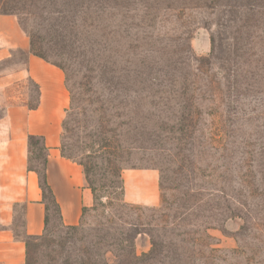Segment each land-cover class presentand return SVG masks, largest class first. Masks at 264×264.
I'll return each mask as SVG.
<instances>
[{
    "label": "rangeland",
    "instance_id": "1",
    "mask_svg": "<svg viewBox=\"0 0 264 264\" xmlns=\"http://www.w3.org/2000/svg\"><path fill=\"white\" fill-rule=\"evenodd\" d=\"M2 13L63 69L60 152L98 197L74 228L51 206L26 264H264V0H0ZM37 101L19 82L0 118ZM144 171L158 176L152 205L125 195L124 175ZM129 224L152 262L129 256Z\"/></svg>",
    "mask_w": 264,
    "mask_h": 264
},
{
    "label": "crops",
    "instance_id": "2",
    "mask_svg": "<svg viewBox=\"0 0 264 264\" xmlns=\"http://www.w3.org/2000/svg\"><path fill=\"white\" fill-rule=\"evenodd\" d=\"M14 53L22 54L24 60L19 66L0 70V95L29 80L37 87L38 101L35 109L19 103L7 105L0 118V264H26V239L41 236L46 227L39 179L27 168L29 135L42 138L49 151L46 180L59 206L61 224L77 226L83 210L91 209L94 203L83 168L60 152L70 102L64 73L31 54L30 40L15 16L0 15V63L10 60ZM124 185L129 202L155 203L158 176L153 171L126 174ZM133 189L138 192L133 194ZM16 207H21L20 236L12 230Z\"/></svg>",
    "mask_w": 264,
    "mask_h": 264
},
{
    "label": "trees",
    "instance_id": "3",
    "mask_svg": "<svg viewBox=\"0 0 264 264\" xmlns=\"http://www.w3.org/2000/svg\"><path fill=\"white\" fill-rule=\"evenodd\" d=\"M0 15H12V14L2 13ZM29 40H30V52H31V54L33 56H35L37 58H40L41 60L45 61L46 63H49V64H51V65L59 68L63 72V69L59 65H57L55 63L49 62L42 54H40L39 52H37L36 46L34 44V41H33V38L31 37V35L29 37ZM35 108H36V106L33 107V108H30V109H35ZM69 110H71V107L69 109H66L65 113L68 112ZM63 125H64V121H63ZM62 128L64 129V127H62ZM27 145H28L27 168H28V171H31V172L36 173L37 176H38V179H39V185H40V189L42 191V198H43V202L45 204V209H46L45 224H47L48 221H49L50 207L51 206L55 209V211H56V213L58 215V218L60 220V210H59V206L56 203V201L54 199V196H53V194H52V192H51V190H50V188H49V186L47 184V180H46V167H47V162H48V152L49 151L46 148V146L44 145L42 138L37 137V136L29 135L27 137ZM62 156L64 158H66V159L74 162L69 157H66L63 154H62ZM34 162H35L36 165H34ZM78 165H80L81 167L84 168L83 171H84V175H85V178H86V182H87V185H88L89 189L92 192L93 199H94V203H93V206H92V208L94 209L95 206H96L98 197L96 195V192L97 191L93 187V184H92V182L89 179V172H90V170L85 165H81V164H78ZM120 171H121L120 169H115V176H117V178L120 179L121 184H122V186L120 187V189L123 192L124 187H123V180H122V178L120 176ZM124 205H126V204H124ZM131 208L134 209V207H131ZM86 211H87L86 209L83 210V217H84V214L86 213ZM83 217H82V219H83ZM139 226H140L139 224H129V227L132 229V231H135V237H133L131 239H127V240L125 239L124 240V243L125 244H128L127 245V249H129V256H131L133 259L137 260L140 263L141 262L142 263H146V262L149 263V262H152V260L155 257V254H154L155 244H154L153 241L151 243L152 244V248H151V250L148 253H143L141 256L138 257L135 254V251H134V249H135L134 241L136 239V236L139 234L137 232V229H138ZM74 227H70V228H74ZM36 238H39V237H35L33 239H36ZM25 243H26V241H25ZM123 250L125 251L126 250V247H124Z\"/></svg>",
    "mask_w": 264,
    "mask_h": 264
}]
</instances>
